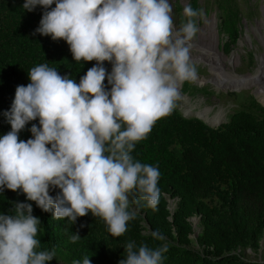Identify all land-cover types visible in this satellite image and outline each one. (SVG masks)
I'll return each mask as SVG.
<instances>
[{"label": "clouds", "instance_id": "clouds-1", "mask_svg": "<svg viewBox=\"0 0 264 264\" xmlns=\"http://www.w3.org/2000/svg\"><path fill=\"white\" fill-rule=\"evenodd\" d=\"M53 3L36 32L65 40L76 62L98 63L79 83L46 63L29 70L31 82L17 86L4 113L11 131L0 137V190L22 189L42 210L54 209V219L73 224L91 211L119 237L136 218L130 205H158L160 172L132 152L175 109L181 85L197 80L191 41L203 10L186 4L187 22L177 29L169 0H25L22 7L48 9ZM104 61L113 64L111 73ZM37 118L41 127L32 125L34 138L20 140L18 133ZM50 186L61 192L53 197ZM13 203V214L0 213V264H46L56 253L37 251L40 219L30 203ZM152 236L165 239L158 231ZM79 239L78 232L70 237ZM124 248L119 264H162L168 250L166 244L137 248L133 241ZM83 264H91L89 257Z\"/></svg>", "mask_w": 264, "mask_h": 264}, {"label": "trees", "instance_id": "trees-1", "mask_svg": "<svg viewBox=\"0 0 264 264\" xmlns=\"http://www.w3.org/2000/svg\"><path fill=\"white\" fill-rule=\"evenodd\" d=\"M24 3L0 0V137L11 131L4 113L11 109L17 86L31 82L32 67L46 63L79 83L98 63L76 62L65 40L36 32L44 12L55 3L48 9L37 5L32 11L23 9ZM237 23V12L223 8L222 29L230 38L226 49L237 39ZM103 67L111 73L113 64L104 61ZM104 84L106 90L111 89L107 77ZM255 99L256 108H234L215 124L197 114H184L177 104L155 123L147 137L136 143L132 155L158 168L159 202L155 209L144 201L130 205L137 215L127 222L122 236H113L105 221L91 211L78 216L74 224L67 218L54 219V209L42 210L22 189L13 191L5 186L0 190V213L13 214V202L30 203L32 214L41 221L37 251H60L65 264H83L85 257L91 264H119L130 241L137 248L166 244L162 264H264L246 256V248L257 247L264 231V106ZM33 124L41 127L39 118L29 121L18 133L20 140L34 138L30 131ZM60 192L50 186L53 197ZM165 192L177 198L173 210L168 208ZM193 215L199 216L201 225L196 246L191 238ZM155 231L165 239H154ZM77 232L80 239L72 242L70 237ZM46 264H58L56 257Z\"/></svg>", "mask_w": 264, "mask_h": 264}, {"label": "rangeland", "instance_id": "rangeland-1", "mask_svg": "<svg viewBox=\"0 0 264 264\" xmlns=\"http://www.w3.org/2000/svg\"><path fill=\"white\" fill-rule=\"evenodd\" d=\"M172 6V19L179 29L187 22L184 7L190 4L203 16L197 17L198 32L192 43V52L200 40L218 43L221 53L225 56V66L214 69L204 62L191 56L197 67L198 77L194 82L185 81L180 87L181 99L176 102L184 114L202 116L209 124H214L216 116L224 120L234 108H256L255 100L264 106V0H169ZM223 8L234 9L238 15L239 31L237 39L226 49L230 42L228 34L222 29ZM195 50V51H194ZM208 65V66H207ZM219 75L222 81L216 84L213 79ZM220 87H219V86ZM206 117V118H205ZM168 208L173 210L177 203L176 197L165 192ZM194 240L201 231L199 216L190 217ZM239 250V248H238ZM246 256L254 260L264 261V231L255 248H246ZM58 264H65L66 258L60 251L56 252Z\"/></svg>", "mask_w": 264, "mask_h": 264}, {"label": "bare ground", "instance_id": "bare-ground-1", "mask_svg": "<svg viewBox=\"0 0 264 264\" xmlns=\"http://www.w3.org/2000/svg\"><path fill=\"white\" fill-rule=\"evenodd\" d=\"M195 49V52H192L191 50V56H194L198 60H204L206 64L212 66L215 70L218 69L219 66L224 68L226 58L221 53L220 48L218 47V43L213 42L211 38L209 42H206L205 40H200L196 44ZM213 79L217 81L216 84H219L222 81V78L219 75H217V77L213 76ZM262 95L264 96V89L262 91ZM219 121L220 117L216 116L213 123L215 124Z\"/></svg>", "mask_w": 264, "mask_h": 264}]
</instances>
